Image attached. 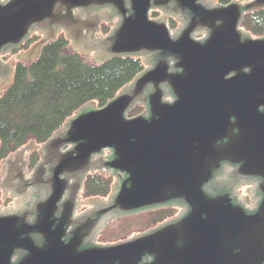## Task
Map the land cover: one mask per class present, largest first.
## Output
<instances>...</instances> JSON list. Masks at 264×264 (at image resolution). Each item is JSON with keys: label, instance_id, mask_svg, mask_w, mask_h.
I'll use <instances>...</instances> for the list:
<instances>
[{"label": "water", "instance_id": "95a60500", "mask_svg": "<svg viewBox=\"0 0 264 264\" xmlns=\"http://www.w3.org/2000/svg\"><path fill=\"white\" fill-rule=\"evenodd\" d=\"M204 1L0 0V57L36 26L51 29L50 39L54 27H63L71 38L73 26L80 27L75 11L109 6L120 21L101 41L96 63L130 55L146 64L104 106H84L45 142V156L54 158L47 197L35 206L31 223L0 211V264L264 263V37L241 28L243 15L264 8V0ZM153 9L185 22L172 36L167 18H150ZM202 30L207 37L195 40ZM45 43L25 58H37ZM13 66L0 59V94ZM136 105L146 113L127 117ZM67 145L72 148L60 152ZM106 150L108 161L92 164ZM229 166L234 180L258 181L254 212L240 205L230 185L214 189ZM91 167L123 177L108 203L71 221L74 202L59 206L68 188L60 177ZM170 205L184 212L128 239L93 244L110 218ZM15 254L20 258L12 263Z\"/></svg>", "mask_w": 264, "mask_h": 264}, {"label": "trees", "instance_id": "16d2710c", "mask_svg": "<svg viewBox=\"0 0 264 264\" xmlns=\"http://www.w3.org/2000/svg\"><path fill=\"white\" fill-rule=\"evenodd\" d=\"M231 1L217 0L222 5ZM241 28L254 38L264 37V8L246 12ZM144 68L141 58L130 55L99 63L87 61L68 48L62 35L45 44L34 61L14 65L11 82L0 95V160L30 141L46 142L84 106H104ZM28 72L31 81L26 78ZM142 111L136 105L127 117ZM111 182L100 174L88 175L84 197L107 196ZM174 210L168 206L144 212L143 231L171 218Z\"/></svg>", "mask_w": 264, "mask_h": 264}, {"label": "flooded vegetation", "instance_id": "af4514ba", "mask_svg": "<svg viewBox=\"0 0 264 264\" xmlns=\"http://www.w3.org/2000/svg\"><path fill=\"white\" fill-rule=\"evenodd\" d=\"M212 1L205 0L204 2L208 6L222 5L218 3L217 0H212ZM232 1H238V2L245 1V3L247 2V0H232ZM155 12H162L167 18L164 21L166 22L168 21V24H170L171 21L174 22V26L168 28L172 36H174L182 27L181 26L180 28L174 29L176 23L175 21L177 19L183 20L179 15H176L171 12L168 13L163 9H153L150 15ZM75 15L79 19L80 27L76 28L75 26H73V31L77 33L74 35L71 34V38L69 37L70 35L68 34V32H66L63 29V27L60 26L54 27L56 32L54 35V39H50L49 31H51V29H45L36 26L32 29V31L29 33L28 37L23 41V43L19 45L15 50H21L24 47H26L27 52H29L33 50V48L36 46L38 42L44 40L46 42L45 44H47L49 42L56 40L59 36L62 35L71 45V47L73 48L72 50L78 48V46L81 45L84 47L85 50L90 49L91 51L99 52V50H101L100 48L101 41L104 38H106L108 35H110L111 31L116 27V25L120 21V17L117 15L116 10L112 9L109 6H103L100 8L88 9V10H77L75 11ZM184 22L185 20H183V24ZM170 29H173V31H170ZM206 37H207V31L205 30L198 31L194 35L195 40H203ZM7 50L9 49H6L5 51ZM148 63H149L148 67H150L151 66L150 61ZM13 70H14V66H13ZM166 99L170 101L172 100L168 94L166 96ZM142 107H143L142 113H146L145 106L142 105ZM64 129L65 128L62 127V129H59L57 132L54 133V135L56 136L60 135L62 131H64ZM44 144L45 142L35 143L33 141H30L21 148L8 154L6 157L0 160V165L2 164L3 166H5L4 176H0V193H2V195L6 199H10L11 201H14L13 204H11L10 206L3 207L4 209L0 208V211L3 214L9 213L16 216H24L26 217V220L29 223L33 222V220L35 219V214H34L35 206L37 205L38 202L44 201L48 194L45 184L47 179L51 175L50 173V169L52 166L51 164L54 161V158H47L45 156L46 154L43 148ZM71 148H72L71 145L63 146L60 149V152L63 153ZM110 155H111V151L106 150L102 153V158H99L101 156H94L91 162L92 164H95L97 162L100 165L102 163L107 162ZM230 170H233L230 166L225 167L223 169L222 175L217 177L218 184L213 186L214 189H217L225 184L230 185L229 190L232 192L233 196L238 198L240 205H242L249 213L254 212L257 209L261 199L257 191L258 181L256 179H251V180L240 179L238 181L234 180L233 177L227 175V172ZM91 174H100L111 179L112 181L111 189L107 196L84 197L85 178ZM121 177H123L122 173L114 172L112 169H106L104 167H100L99 169L91 167L88 170V172L85 174L82 173H75L72 175L63 174L61 175L60 178L68 180V188L65 190L64 194L62 195L61 200L59 202V206L62 205L65 206L69 204V201H73L74 207L72 210V216L70 220L80 221V218L83 217L86 213H88L92 209H97L102 204L105 205L111 200L112 195L116 192L119 178ZM81 179H82V183L80 184ZM241 186L247 187L248 189V194L243 197H241V195L238 194V191ZM3 201H5L4 198ZM84 201H85V207L83 205ZM86 204H89V207H86ZM170 206L179 208L181 210V212L178 213L177 215H181L184 212V209L178 205H170ZM142 212H147V211H142ZM136 213H140V212H136ZM133 214L135 213L128 215H133ZM56 215L58 216V214ZM112 218H110L109 221H111ZM164 222H161L156 226ZM107 223H105V225H103L101 229L97 232L93 244L101 245L97 243V239L99 238L100 234L105 230ZM70 230L71 227H68L66 232L68 233ZM19 258H20L19 254L13 255L11 259L12 263H16L19 260Z\"/></svg>", "mask_w": 264, "mask_h": 264}, {"label": "rangeland", "instance_id": "374dc122", "mask_svg": "<svg viewBox=\"0 0 264 264\" xmlns=\"http://www.w3.org/2000/svg\"><path fill=\"white\" fill-rule=\"evenodd\" d=\"M243 3H245V1H243L242 4ZM150 18L153 20H159V18H166V17L162 12H155V13H152L150 15ZM175 22L176 23H175L174 29L180 28L183 25V20L177 19ZM68 48L71 50L73 49L69 43H68ZM83 49H84V47L81 46V51H76V48L73 51L80 53L81 56L84 59H86L87 61H90V62H96L97 61L96 55H97L98 51H92V54H85V49L84 50ZM26 52H27V48H23L21 50H12V49L7 50L6 52H4L2 54L0 59L2 60V62L11 64V65H15L17 62L31 63L32 61H34L36 59V58L32 57L29 60H26V58H24ZM142 62H143V60H142ZM143 64H144V66H146V64L144 62H143ZM58 68H59V66H58ZM26 78L28 81H31L33 77L28 72L26 75ZM11 79H12V77H11ZM10 82H11V80H10ZM10 82H3L2 86H1V94L6 89V87L10 84ZM95 107H97L96 104H95ZM142 112H139L138 114H140ZM138 114H136V115H138ZM4 173H5V166H3L1 164L0 165V176H4ZM239 191H241L242 196H245L248 194L247 187L241 186ZM3 198L5 201H3ZM13 202L14 201H11L10 199H6L2 195V193H0V208L1 209H4L3 207L10 206L11 204H13ZM83 205L85 207V201H84ZM86 207H89V204H86ZM173 209H175L174 215H173V216H175L180 211V209L175 208V207H173ZM144 224H145L144 212L138 213V214H133V215H126V216H122L120 218L111 220L107 223L105 230L100 234L99 238L97 239V243H99V244H106V243L112 244V243H116L118 241L128 239L134 233L144 232L143 231Z\"/></svg>", "mask_w": 264, "mask_h": 264}]
</instances>
